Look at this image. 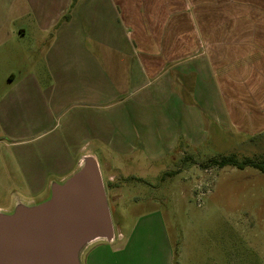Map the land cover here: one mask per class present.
I'll return each instance as SVG.
<instances>
[{
    "label": "crops",
    "instance_id": "0c3cea01",
    "mask_svg": "<svg viewBox=\"0 0 264 264\" xmlns=\"http://www.w3.org/2000/svg\"><path fill=\"white\" fill-rule=\"evenodd\" d=\"M9 1V12H25L21 0ZM46 1L39 0V28L56 34L44 63L61 90L74 86L72 107L78 113L70 127L75 141L113 145L123 157L141 152L137 144H115L137 142L144 107L165 113L170 127L168 146L155 155L157 162L180 143L204 147L213 133L264 131V0H58L55 5L51 0L50 12ZM17 32L25 36L28 27ZM9 78L12 83L15 77ZM27 80L1 99L0 110L24 101L17 90L54 94V84L43 87L33 75ZM97 106L118 111L119 118L104 123L93 114ZM1 116L6 125L12 121L8 113ZM82 150L76 168L84 156H95L85 146ZM142 150L146 156L152 151ZM33 184L46 191V178ZM118 241L119 246L115 233L110 243L90 245L82 264H176L160 211L140 216Z\"/></svg>",
    "mask_w": 264,
    "mask_h": 264
},
{
    "label": "rangeland",
    "instance_id": "374dc122",
    "mask_svg": "<svg viewBox=\"0 0 264 264\" xmlns=\"http://www.w3.org/2000/svg\"><path fill=\"white\" fill-rule=\"evenodd\" d=\"M53 1V5L58 2ZM21 2L24 13L17 8L9 12L10 1L0 0V101L29 82L30 75L43 87L54 84L56 89L53 95L41 97L33 90H17L24 101L7 112L0 110V116L8 113L12 117L7 125L0 117V212L12 211L18 200H45L51 181H62L73 173L85 146L98 158L117 246L120 232L128 233L140 216L160 211L177 252L176 264H264V171L252 166L210 165L212 158L232 155L239 162H264V131L213 133L204 147L192 149L180 143L157 162L155 155L168 146L170 127L165 113L144 107L139 112L142 122L136 127L137 142L127 139L115 144L122 148L137 144L141 152L123 157L113 145L75 141L70 127L78 113L72 107L74 86L61 90L49 78L43 58L56 30H40L39 0ZM46 3L50 12L52 1ZM22 25L28 27L25 36L17 32ZM11 74L15 77L12 83ZM93 114L104 123L108 117L109 121L119 118L118 111L98 106ZM149 147L152 151L146 156L142 149ZM38 177L46 178L44 192L33 184Z\"/></svg>",
    "mask_w": 264,
    "mask_h": 264
},
{
    "label": "water",
    "instance_id": "95a60500",
    "mask_svg": "<svg viewBox=\"0 0 264 264\" xmlns=\"http://www.w3.org/2000/svg\"><path fill=\"white\" fill-rule=\"evenodd\" d=\"M115 228L99 162L84 156L38 203L0 212V264H82L86 249L112 242Z\"/></svg>",
    "mask_w": 264,
    "mask_h": 264
},
{
    "label": "trees",
    "instance_id": "16d2710c",
    "mask_svg": "<svg viewBox=\"0 0 264 264\" xmlns=\"http://www.w3.org/2000/svg\"><path fill=\"white\" fill-rule=\"evenodd\" d=\"M210 165L217 166V167H224V166H234L240 169H243L246 166H252L257 168L261 171H264V162L262 161H252L246 160L244 162H239L234 155L232 156H223L220 160L212 158L210 159ZM175 256H177V252L175 251Z\"/></svg>",
    "mask_w": 264,
    "mask_h": 264
}]
</instances>
